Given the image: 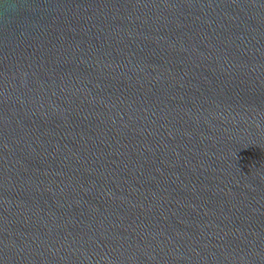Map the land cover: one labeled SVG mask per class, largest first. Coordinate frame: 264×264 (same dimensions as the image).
Segmentation results:
<instances>
[{
    "label": "water",
    "instance_id": "95a60500",
    "mask_svg": "<svg viewBox=\"0 0 264 264\" xmlns=\"http://www.w3.org/2000/svg\"><path fill=\"white\" fill-rule=\"evenodd\" d=\"M0 264H264V0H0Z\"/></svg>",
    "mask_w": 264,
    "mask_h": 264
}]
</instances>
